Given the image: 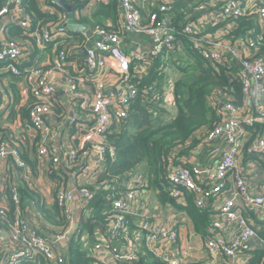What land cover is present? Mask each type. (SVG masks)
<instances>
[{"label": "built area", "instance_id": "1", "mask_svg": "<svg viewBox=\"0 0 264 264\" xmlns=\"http://www.w3.org/2000/svg\"><path fill=\"white\" fill-rule=\"evenodd\" d=\"M26 1L6 0L0 16L13 6L20 13L18 25L26 32L39 34V29L32 25L30 16L24 11L23 3ZM81 1L86 2L85 7L88 10L94 2V0ZM168 9L166 2L160 3L158 10L150 13L147 20L143 21L141 10L135 0H119L120 21L117 29L96 26L81 34L86 57L81 64L82 72L69 78L71 84L68 97L69 100L80 102L81 106L88 108L90 112V125L81 136L82 147L97 136L103 137L104 132L112 126L115 130L117 127H124L128 110L139 91L138 81L132 80V77L136 80L145 77L152 66V59L161 55L164 49L167 55L182 53L184 44L178 39V35L187 37L193 52L200 55L208 64L217 69L224 67L230 79L241 81L244 105H235L232 102L233 96L225 90L221 105H223L222 112L229 113V119L207 131L209 139L215 141L222 139L226 146L218 152L209 165L200 168L173 165L167 177V192L176 202H179L183 191H189L195 197L200 196L195 198V205L198 209H204L212 207L208 200L220 196L219 218L210 222L205 246L211 251L225 255L229 264H237L251 252L255 239L264 243V188L253 192L248 186L246 175L239 170L237 164V158L243 147H247L251 134L254 136L257 131H259L258 136L257 138L254 136L255 143L251 145L249 151L264 159V99L262 97L264 57L256 53L242 57L237 46L226 47L219 41L201 37L195 30L194 24H187L178 31L172 24L170 16L164 14ZM196 9L205 15L204 24L217 23L225 19L236 20L240 16L247 15L256 21L264 35V0L251 7L246 6L244 0H220L218 5L204 2ZM59 17L61 23L52 30L45 28L39 43L47 45L52 40L55 43H58L57 40L63 43L65 46L57 55V65L66 66L69 56L80 43L70 34L71 31L66 26L67 14H59ZM53 29L56 34H53ZM131 33L150 37V44L134 54L127 53L124 50L123 38ZM55 35L58 36L54 37ZM244 46L257 48V42L250 37ZM220 47L225 49L224 53L215 50ZM229 53L238 58L230 62ZM23 54L25 51L14 41L0 42V62L6 63L0 70L11 71L15 75L21 74L23 70L28 72L27 78L36 99L30 112V123L40 137L38 154L44 158L51 156L53 162L59 164L61 150L53 147L50 137L52 133L50 132L51 135L48 133L44 123L45 117L53 115V103L56 101L58 91L48 80L50 70L39 66L19 65V59ZM134 60L136 63L131 69ZM103 74L112 75L113 81L104 80ZM88 83L94 89L92 97L81 90ZM149 89L153 90V87ZM164 98L165 102H170L166 91ZM6 103V97L0 88V106ZM95 145V151L100 159L106 152L114 156L111 147L106 150L102 142ZM9 147L8 141L0 143V159L5 160L11 154L17 165L27 167L21 157L20 149ZM69 159L72 167L78 166L81 169L74 150H70ZM94 173L95 177L98 176V172ZM132 177L125 183V190L119 192L112 201V209L107 217V229L100 226L94 229L96 244L93 247L95 248L93 254L97 258L94 264H135L143 248L153 253L159 264H185L180 258L182 251L177 243L178 232L175 223L159 221L153 225L151 220L160 219V211L152 210L146 204L149 201V189L146 190L143 184H139L143 174ZM90 184L95 185L96 182H87L74 193L66 188L56 190L55 200L66 218L67 215L70 216L72 203L77 196L81 203H84V209L89 211V201L93 197ZM13 200L16 207L13 218L8 217V209L5 206L0 207V223L3 224L0 227L1 263L36 264L41 258L45 264H66L67 255L62 249V240L67 235V232H64L66 229L62 227L55 233L43 234L40 230L41 224L35 220L39 219L41 214L34 213L35 219L32 221V218L27 216L29 210L21 207L20 197L16 192H13ZM84 213L87 219L88 214ZM252 216L257 217L255 223L250 221ZM138 220L141 221L140 226L132 229L137 225L135 221ZM146 221L152 224L147 226ZM230 228L233 237L228 239L224 231ZM78 236H80L79 230L76 231L74 238ZM162 239L167 241L164 242Z\"/></svg>", "mask_w": 264, "mask_h": 264}, {"label": "crops", "instance_id": "2", "mask_svg": "<svg viewBox=\"0 0 264 264\" xmlns=\"http://www.w3.org/2000/svg\"><path fill=\"white\" fill-rule=\"evenodd\" d=\"M98 1L107 2L109 0H94V2L90 5L91 7L89 10L86 7L78 9L76 4L73 3L76 6L74 10L75 21L78 22L77 20H79L80 22L78 23H84L83 21L91 16L93 8H95ZM261 1L262 0H244V3L246 6L251 7L255 4H259ZM36 2L44 12L56 15L60 12L54 4L56 3L55 0H36ZM204 2L211 5H218L220 0H193L188 5V13L186 14V18L192 20L187 21L184 24L183 22H179L177 23V26L174 25L177 27L178 31H181L187 24H194L195 30L200 33L201 37L207 38L208 40L219 41L222 45H226V47L237 46L242 57H249L255 53L264 57V52H260L259 48L262 37H260L254 30L251 32H249L250 30L247 31L243 36H237L234 32V29L236 28V21L230 19L221 20L212 24H204L205 15L202 14V11L196 9L197 6ZM135 3L140 8L142 17L144 16L146 19L150 12L157 10L156 6H158L160 2L159 0H135ZM65 13L67 16L69 15L66 10ZM19 16V11L13 6L9 8L7 13L0 16V42L5 43L7 41H14L25 51V54H23L19 59V65H22L21 67L39 66L44 68L46 67L48 68L46 70L51 71L48 80L56 87L58 91L56 101L60 102L66 109L67 117L63 122L58 123L57 120L52 118V115L47 116L44 118V123H46L48 133H52V135L50 133V137L53 147L61 150V161L59 164H55L51 156L44 158L38 154V150L37 152L33 151L32 142L36 137H39V135L27 124L25 125L27 119H22L20 112H18L20 107H25L31 100L33 92L30 87V83L24 76L17 82L15 86L16 92H13L12 88L10 89L9 87L12 76L8 71L4 70H0V88L4 92L7 103L0 106V135L5 133V137L9 138L7 140L9 141V148L20 149V152H22V154L27 156L26 158L29 159L30 165H27V167L24 168V173L20 174L21 177H18V182L22 180L24 183H20L21 185L28 184L32 189L38 191L46 207L51 209L55 204L54 192L58 188H66L74 193L78 188L87 182L93 183L96 181L97 176L95 177L94 172H98V175L105 168L103 157L105 154H103L100 159L99 155L95 151V144L100 142L103 144L104 139L101 136H97L93 141L86 142L82 147L81 136L88 130V125H90V112L82 107L80 102L77 100H69L68 97L69 86L71 84V82H69V78L77 76L80 72H82L81 64L86 57L85 47L83 45H80V47L77 46L78 48L76 47L74 53L70 55V57L75 55L76 59L71 58L66 66L60 64V67L62 66V68H55V65L58 62L56 50L59 44H55V42H53V45H42L39 43L40 39L38 38L37 33L29 35H25L23 32L19 33L18 31L24 30L18 25ZM251 20L257 25L255 20ZM200 22L202 24H199ZM195 24L197 25V28ZM24 31L26 33V30ZM38 32L40 31L38 30ZM56 33L57 32L53 29V34ZM82 33L84 32H79V34ZM260 34L262 33L260 32ZM57 36L58 35H55L54 37ZM250 37L256 39L254 40L257 42V48H248L244 46ZM150 41L151 38L143 34H127L123 38L124 50L127 53L134 54L140 49H143L144 46L149 45ZM215 50L221 53L225 52V49L222 47ZM236 58L238 57H234L232 53H229L228 60L230 62L235 61ZM102 78L106 81H111L113 76L103 74ZM174 82V78L169 74L164 85V89L166 91L168 101H170V106L175 105V96L173 92ZM81 90L84 93H87L90 97H92L94 92L93 86L90 83L86 84V87ZM225 92L226 91L223 87H216L212 93L207 96L209 105L213 109L218 108L222 121L229 119V113L226 111L222 112L223 105L221 104L224 101L222 94ZM262 97L264 99V94ZM174 108H176V106H174ZM176 110L177 108L175 109V113L171 114L170 118L174 117L178 113V110L177 112ZM73 116L75 117L74 120ZM68 120L72 121L65 126ZM74 122L76 123L72 124ZM73 127L75 129L72 132ZM208 130L209 129L207 127H201L195 131L184 144L174 147L171 154L176 157V162L175 165L172 164V166L174 165L175 167L183 165L188 168H192L193 166L200 168L203 165H209L213 162V159L216 158L215 156H217L218 152L226 146V143L222 139H218L216 141L209 139L207 136ZM258 133L259 131L254 134L256 138ZM254 136L251 134L250 143L247 147H243V150L237 158V164L239 170L246 175L248 186L253 192H257V190L264 188V159H262L259 155H253V153L249 151L251 145L255 143ZM70 150H74L76 152L81 169L78 166L72 167V164L69 163ZM53 168L55 172H53ZM53 173L61 180H59V178L53 179L50 176ZM148 192L149 201L152 203L151 209L157 211H160V209L163 210L162 213L159 212L161 217L160 219L151 220L153 225L159 221L171 222L176 225L178 232L177 243L182 251L180 258L183 263L229 264L225 255L211 251L205 246V237L209 234V224L212 220L219 218L221 205L220 196H215L208 200L209 203L212 204L211 208L199 209L201 210L200 212H205L207 223L204 229H198L187 209L191 205L197 208L195 205V198L200 196L195 197L193 193L183 191L179 202L172 205L167 201L163 202L164 200H162V197H160L155 190L149 189ZM1 197L4 196L2 195ZM5 200L6 199H4V202H0V207L6 205ZM24 202L23 206L29 210L27 216L28 218H32L33 221L35 219L34 213L40 211L34 202L32 203L29 199H26ZM84 206V203L82 204L77 196L72 203L71 214L70 216L67 215V218L62 219L60 215H50L49 217L51 222L41 219V217H39V219H35L41 224V229L44 228V232L46 233H49L50 231H54L55 233V230L59 231L61 227L66 229L64 232L66 231L67 235L62 240V249L64 250L65 255L69 254L68 247L72 245L71 242L75 239L74 235L77 230L80 231V235H83L84 238L91 237L93 239L92 236H89L91 234L86 232L87 228L85 225L88 220L94 219V215L92 217V214L84 209ZM84 212L88 214L87 219L85 218ZM256 219V216H252L250 221L255 223L257 221ZM135 222L137 224L135 227L138 228L141 221L138 220ZM48 223L50 225H48ZM152 223L150 221H146L147 226ZM231 228L224 231V234L228 239L233 237V231ZM93 236L95 240V234H93ZM162 240H164V242L167 241L165 239ZM253 242L254 247L251 252L244 256V258L237 264H264V243L259 239H255ZM92 252L95 253V248H92ZM140 259L141 256L138 261ZM146 260L147 264H154L152 258L147 257ZM0 264L3 263L0 261ZM22 264L28 263L24 262Z\"/></svg>", "mask_w": 264, "mask_h": 264}, {"label": "trees", "instance_id": "3", "mask_svg": "<svg viewBox=\"0 0 264 264\" xmlns=\"http://www.w3.org/2000/svg\"><path fill=\"white\" fill-rule=\"evenodd\" d=\"M50 1V0H48ZM70 4H76L78 9L86 6V2L81 0H66ZM193 0H159L161 4L164 2L168 5V10L164 12L165 15L171 16L172 24L177 26V23L183 22V24L192 19H187L188 5ZM6 0H0V11L3 9ZM54 3V2H52ZM159 3V4H160ZM59 14L65 13V9L54 3ZM24 11L30 16L32 25L39 29L38 38L42 35L45 28H52L61 23L59 14H51L44 12L38 5L36 0H27L23 3ZM157 10H158V6ZM155 10V11H157ZM154 12V11H152ZM150 12V13H152ZM2 16V15H1ZM119 14V0H109L107 2L98 1L95 8L89 18H86L83 22L88 25L89 28L96 26H103L106 28H118L120 21ZM148 18V16H147ZM147 18L143 16V21ZM80 22L79 20H77ZM236 28L234 29L235 35L243 36L249 30H254L262 40L260 41V52H264V35L260 34V28L252 21L247 15L240 16L236 20ZM16 32V31H15ZM25 35L31 34V31L26 32L18 31ZM75 39L79 41L80 45H84L83 38L79 32H70ZM184 44V50L181 54H185L188 57H192L195 63L190 67L192 71L185 73L180 77L173 85L174 92V104L178 110V113L170 119H165L167 114V108L165 107V91L164 85L168 79V73L163 69L173 63L181 68V62L175 60L177 54L167 55L165 49L163 53L156 58L152 59V66L149 69V73L138 81V96L132 102L129 110L128 117L124 121L123 131L115 130L112 126L108 128L103 136V144L111 147L114 151V156H111L109 152H106L104 157L105 168L98 174L96 184H90L89 188L93 192V197L89 201V212L94 215V219L86 222V232H89L91 237L78 236L72 240V245L68 247L69 254L67 255L66 264H94L96 259L93 252L94 241V229L97 226L107 229V217L112 209V201L119 194V192L125 190V183L129 182L133 175L142 173L145 183L144 188L155 190L163 202H169L175 205L176 201L167 192L168 187V171L172 164L175 165L176 157L172 155L174 147L184 144L192 134L201 127H207L209 130L215 127L216 124L222 122L220 113L217 109H213L208 101L209 96L216 87H223L224 90L229 92L232 96V102L237 106L244 105V91L243 85L239 80L230 79L227 75L225 68L213 67L208 64L200 55L193 52L191 49V43L184 35L177 36ZM255 39V38H254ZM256 40V39H255ZM51 41L49 44L53 45ZM55 44H59L57 47V55L64 49V44L59 43L57 40ZM76 59V56H69V59ZM174 58V60H173ZM134 60L131 65V69L135 65ZM6 63L0 62V68ZM63 65V64H62ZM55 68H62L60 65H55ZM45 69H48L45 67ZM185 69V68H183ZM12 76L10 79V89L16 92L15 86L17 82L25 76V79L29 82L27 76L28 72L23 70L21 74L15 75L11 71H8ZM187 72V70H186ZM12 81V83H11ZM30 87L31 84H30ZM153 87V90L149 88ZM36 99L32 94L31 100L25 107H20L19 111L22 119H27V124L33 129L30 123V112ZM87 111H89L88 108ZM67 117V111L60 102L55 101L53 103V115L52 118L57 120L58 123L63 122ZM29 121V123H28ZM76 123V122H75ZM72 123V124H75ZM74 126V125H73ZM72 128V132L74 131ZM9 138L5 137V133L0 135V143L7 141ZM9 142V141H8ZM39 137H36L32 142L33 151L38 150ZM21 157L27 165L29 159L26 158L21 152ZM53 172L54 168H53ZM24 173V168L17 165L15 158L9 154L5 160L0 159V202L6 199V208L8 209V217L13 218L14 211L16 210L15 202L13 200V192H16L20 197L21 207L25 208L23 204L26 199L34 202L39 209L41 219L50 221V215H60L62 219H65V215L60 209L58 203L55 200V204L51 209L47 208L40 193L32 189L22 180L18 182L20 174ZM53 179L59 178L56 174L50 175ZM59 180H61L59 178ZM56 191L54 192L55 197ZM4 197H1V196ZM191 218L196 224L198 229H204L207 223V217L205 212L193 207L191 205L187 209ZM131 222V218H130ZM48 225H50L48 223ZM62 228V227H61ZM136 227H132L135 229ZM43 234L44 228L41 229ZM58 230H55L57 232ZM141 259L136 261L135 264H147L146 258H152L154 264H159L158 259L153 253L147 251L145 248L140 252ZM146 260V263H145ZM36 264H45L43 259H39Z\"/></svg>", "mask_w": 264, "mask_h": 264}, {"label": "rangeland", "instance_id": "4", "mask_svg": "<svg viewBox=\"0 0 264 264\" xmlns=\"http://www.w3.org/2000/svg\"><path fill=\"white\" fill-rule=\"evenodd\" d=\"M173 60H174V58H173ZM175 60H177L178 62H181V68H179L177 65H174L173 63H170V65L166 66L163 69V71L168 73V75L170 74L174 78V81L176 82L185 73H189V72L192 71V68H190V67L195 63V61H194V59L192 57H188L185 54L177 55V57H175ZM183 68H185V69H183ZM186 70H187V72H186ZM169 106H170V102H166L165 107L167 108V114L164 116L165 119H170L171 114L175 113V109L176 108H174V106H176V105H173V106H170V107ZM176 112H177V110H176ZM123 129H124V127H122V128L117 127V130H119V131H123ZM249 143H250V140H248L247 145ZM133 176H135V175H133ZM143 183H145L144 178H142L141 183H139V184H143ZM146 204L149 205L150 208H152L151 201H147ZM162 211L163 210L160 209L161 213H162ZM2 226H3V224L0 223V227H2ZM93 244L94 245L96 244V239L94 240Z\"/></svg>", "mask_w": 264, "mask_h": 264}, {"label": "water", "instance_id": "5", "mask_svg": "<svg viewBox=\"0 0 264 264\" xmlns=\"http://www.w3.org/2000/svg\"><path fill=\"white\" fill-rule=\"evenodd\" d=\"M56 3L64 8L68 13V21L66 23V26L70 31L73 32H87L88 31V25L85 23H78L75 21V15H74V10H75V5L74 4H69L66 0H55ZM72 117V115H71ZM75 117L73 116V120ZM72 120H68L65 124L68 125Z\"/></svg>", "mask_w": 264, "mask_h": 264}, {"label": "clouds", "instance_id": "6", "mask_svg": "<svg viewBox=\"0 0 264 264\" xmlns=\"http://www.w3.org/2000/svg\"><path fill=\"white\" fill-rule=\"evenodd\" d=\"M105 154V153H104ZM75 167V166H74ZM98 177V176H97ZM6 206V205H5ZM24 209H26V208H24Z\"/></svg>", "mask_w": 264, "mask_h": 264}]
</instances>
